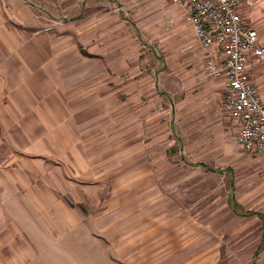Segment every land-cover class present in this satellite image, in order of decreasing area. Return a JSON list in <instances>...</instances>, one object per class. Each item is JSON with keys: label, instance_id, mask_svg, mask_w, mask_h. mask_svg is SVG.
Instances as JSON below:
<instances>
[{"label": "crops", "instance_id": "0c3cea01", "mask_svg": "<svg viewBox=\"0 0 264 264\" xmlns=\"http://www.w3.org/2000/svg\"><path fill=\"white\" fill-rule=\"evenodd\" d=\"M55 1L0 0V170L9 174V180L0 179V264H223V246L153 241L155 225L143 219L138 205L152 196L143 194L148 186H161L159 180L144 190L145 179L130 172L111 177L109 109L115 74L129 71L126 55L112 50L108 38H98L91 19L50 21L49 15L66 18L96 3ZM240 11L257 30L264 0H245ZM263 67L251 64L246 74L264 102ZM122 116L125 123L128 117ZM236 140L242 150L237 135ZM86 192L92 209L84 211ZM82 224L96 246H66L68 232ZM259 232L251 264L257 258L256 264H264L261 221Z\"/></svg>", "mask_w": 264, "mask_h": 264}, {"label": "rangeland", "instance_id": "374dc122", "mask_svg": "<svg viewBox=\"0 0 264 264\" xmlns=\"http://www.w3.org/2000/svg\"><path fill=\"white\" fill-rule=\"evenodd\" d=\"M91 1L95 9L49 17L52 24L91 19L100 40L108 38L112 50L125 52L129 71L115 74L116 97L109 109L115 142L108 156L111 177L130 172L133 179H145L144 190L159 180L161 186H148L142 193L152 196L138 205L143 219L155 225L154 242L223 246V264H251L260 221L254 214L234 213L232 203L240 213H264V156L247 155L238 146L235 124L223 107L225 81L208 75L210 54L195 40L188 11L171 0ZM258 24L264 45V16ZM0 179L9 180V174L0 170ZM85 201L77 205L92 209ZM88 228L73 227L66 246H96Z\"/></svg>", "mask_w": 264, "mask_h": 264}, {"label": "built area", "instance_id": "2783aa9c", "mask_svg": "<svg viewBox=\"0 0 264 264\" xmlns=\"http://www.w3.org/2000/svg\"><path fill=\"white\" fill-rule=\"evenodd\" d=\"M171 1L187 9L198 45L209 52L208 75L225 81L223 107L243 152L264 155V102L246 74L251 64L264 66V45L242 17L245 0Z\"/></svg>", "mask_w": 264, "mask_h": 264}, {"label": "trees", "instance_id": "16d2710c", "mask_svg": "<svg viewBox=\"0 0 264 264\" xmlns=\"http://www.w3.org/2000/svg\"><path fill=\"white\" fill-rule=\"evenodd\" d=\"M232 207H233V211H235V212L239 208L238 204H236V203H232ZM249 214L251 215L254 213H249ZM258 216H259L260 221H261V240H260V244H259V248H258V251H260L261 249L264 248V214L259 213Z\"/></svg>", "mask_w": 264, "mask_h": 264}]
</instances>
